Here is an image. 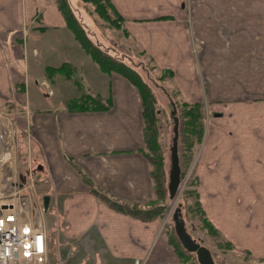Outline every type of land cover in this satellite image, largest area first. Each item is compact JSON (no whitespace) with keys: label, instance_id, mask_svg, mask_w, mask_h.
Returning <instances> with one entry per match:
<instances>
[{"label":"crops","instance_id":"0c3cea01","mask_svg":"<svg viewBox=\"0 0 264 264\" xmlns=\"http://www.w3.org/2000/svg\"><path fill=\"white\" fill-rule=\"evenodd\" d=\"M108 1L123 19V37L157 73L172 72L168 85L178 97L205 105V134L193 168L205 218L226 243L264 263V0H193L192 6L188 0ZM56 2L0 0V110L27 105L24 127L50 165L41 197H50L54 238L66 255L73 250L70 264H179L167 235L161 236L160 218L146 221L98 196L133 207L154 199L151 167L141 152L142 98L125 78L85 60ZM238 18L245 36L244 22L257 23L259 68L256 75L249 67L235 75L232 68L217 83L198 59L196 38L217 35L215 24L232 26ZM62 64L73 68L70 79L47 76V68ZM255 81L254 97L243 96L240 88ZM76 88L79 95L62 99L64 90ZM82 94L105 105L111 100V108L70 110V100ZM47 98L57 105L48 106Z\"/></svg>","mask_w":264,"mask_h":264},{"label":"rangeland","instance_id":"374dc122","mask_svg":"<svg viewBox=\"0 0 264 264\" xmlns=\"http://www.w3.org/2000/svg\"><path fill=\"white\" fill-rule=\"evenodd\" d=\"M69 2L71 3L74 12H79V15L83 16L84 22L82 23H85L83 27L85 26L88 35L102 48V51L111 52V49H117L119 56L129 60V64H131L133 68H135V66L138 67V69L135 68L139 72L138 74H141L143 80L149 84L151 90L155 94L154 123L155 126L157 125L159 131V144L163 150V159H165L166 186H168L167 183H169L171 148L174 138V120L172 119L174 107H172L171 100H173L177 106L176 116L180 123L178 149L180 155L181 184L179 192L174 200H171L168 196V187L167 195H165L166 198L162 201H158V197L155 196L154 192V201H157L158 204L155 205L153 209H157L160 212V221L162 224L160 232L162 233L161 236L167 235V238H171L175 243L174 245H177L178 250L184 252V255L181 258L177 257L175 254V256L179 258V264H198L197 257H195L196 255L194 257L190 256V259L186 257L189 256L188 253H186L182 245H180L181 243L177 240L178 237L175 233L174 221H172V219L179 205L182 206L181 213L183 215V220L186 222L187 232H189L196 241L198 240L199 243L206 246L209 251L212 252L216 264H264L254 260L249 254L246 255L245 252L238 251L234 247L229 246L220 235L218 236L211 233V231L208 230L210 226L208 228L206 227L208 226V221L205 219L202 211L200 212L197 207L198 202L196 194H198V186L193 175L194 157H196V154L193 152L195 146L193 149H190L188 145L190 143L193 145L194 142L198 140L199 135L191 134V125L188 123L190 118L185 114L188 112V109L184 106V104L193 105L194 103H187V101L181 100V97H178L176 90L168 85L170 83L169 79H166L163 85H161L162 83L160 82L156 85L151 81L152 77L157 80V82L162 81L160 79L162 73H157L158 71L152 67V63L148 61L149 59L145 56V53L143 54V52H141L139 47H136L129 38L127 39L123 37L121 31H116V29L109 26V24L99 16L98 12L101 13L104 9L102 1L70 0ZM192 5L193 0H191V6ZM104 11L106 13H112L108 9ZM239 19L240 18L232 22V26H230V22L227 23V26L224 24L225 22L222 26H217L215 24L213 33L215 34V32H219L217 35L196 38L195 50L198 54V59H200L205 66L208 65L207 68L210 71V75H214L218 81L217 83L221 82L222 79L227 78V75L230 76V69L232 68L237 70L235 75L239 74L241 69H247L246 67H249L251 74L254 73L256 75V71H258L257 56L259 50V38L257 37V23L250 21L244 22L246 24L248 23V34L250 35L245 36L241 29L242 23ZM207 23L210 24L212 22L207 21ZM230 28H232V30ZM220 29H225V32L219 31ZM85 60H89V63L93 67L97 65L88 55L85 57ZM199 63L201 62L199 61ZM145 66L151 71L149 74V77L151 78H148V70L143 69ZM47 76L53 77L54 75L51 74ZM256 82L257 81L254 83L250 82L248 86L245 85L244 88H240L241 91L244 92L243 96H248L249 98L254 97L251 94V90L256 91ZM167 86H169L170 90ZM41 88L43 92H46L43 90V86H40L38 89L39 92ZM74 89L75 87H73V90ZM248 91H250V93ZM167 92L171 93L177 100H174L171 97L172 95H168ZM79 94L80 92H78L76 88L74 93L70 90H64L61 97L62 99H65L66 97H70L71 99ZM45 102L48 106L57 105V102L53 99L50 100L47 98ZM17 105H19L20 108L19 106L16 107ZM17 105H9L3 111L0 110V154L2 155V148L5 147L7 151L10 150L13 154L10 161L0 165V187L5 185L10 186L12 183H20L21 185L25 184L22 188V190H24L23 194L26 195L27 191L32 190L30 192L32 195L36 197L35 192H37L39 197H41L42 193L48 188L44 186L48 182L45 172L46 167H50V165L45 166L46 159L45 157H42L43 153L42 155L40 154L42 150H40V143L36 140L35 134L28 130L27 124L26 127H24L27 118L23 116V114H25L23 112H25L24 108L27 107V105L24 107V103L22 102ZM25 131L27 132L26 134ZM190 156H193V161L188 164L187 159ZM41 180L43 181L42 183H40ZM12 193L13 192L9 191L7 192V195ZM48 214L50 221L48 226H51L50 228L54 231L56 219L51 215V211L47 212L46 215ZM210 233L214 236H211ZM54 246L50 261L52 264H55L58 252L61 253L62 258L66 257V248L58 238H56ZM172 250L173 253H176L173 245ZM78 264L80 263L78 262Z\"/></svg>","mask_w":264,"mask_h":264},{"label":"trees","instance_id":"16d2710c","mask_svg":"<svg viewBox=\"0 0 264 264\" xmlns=\"http://www.w3.org/2000/svg\"><path fill=\"white\" fill-rule=\"evenodd\" d=\"M56 1H57L56 3H58L60 10L62 11L66 19L67 27L73 32V34L75 35V38L78 39V42L80 43L83 51H85V53L88 56H90L91 59L94 61V63H96L99 66L101 72L105 73L106 75H111L113 73H115V75L116 74L121 75L139 90L141 98H142V108L143 109L141 111H143V119H144V122H143L144 123V134L143 135L145 137V146H144V149L141 150V152L144 154L146 160H148L150 167H151L150 172H151V177L153 179L155 196L158 197V201L164 200V198H166L165 195H167L168 186H166L165 184L166 183V173H165V165H164L165 159H163L164 158L163 150L161 149L160 144H159V135H158L159 131H158L157 125L155 126V123H154L155 122V115H154V109H155L154 96L155 94L151 90V87L149 86V84L143 80L141 74H138L139 72L136 70L138 69V67L135 66L136 69L133 68V66L129 64V60L123 58L122 56H119L117 49L115 50L111 49V52L102 51V48L98 44H96V42H94L93 39H91V37L88 35L85 29V26L83 27V25H85V23H82L84 22L83 16L79 15V12L77 13L74 12V10L71 7V3H69L70 0H56ZM100 1H102L103 6H104L103 11L108 9L112 13H106L105 11L104 12L101 11V13L98 12L99 16L105 22H107L109 26L116 29V31L122 30L121 24H123V19L117 13H115L116 11L113 9V7L111 6L108 0H100ZM125 36L127 37L126 33H125ZM143 69L148 70L146 66L145 68L143 67ZM72 70L73 68L69 64H62V66L59 68L49 67L46 69L47 75L61 74L64 77H67L68 79H70L71 76H73ZM150 72L151 71L149 70L147 72L148 78H151L149 77ZM161 73H162V76L160 79L162 81L157 82V80H155L152 77L151 81L154 84L158 85V83L160 82L162 83L161 85H163L166 79L173 78L172 72L163 71ZM167 93L168 95L171 94L169 92ZM171 97L174 100L176 99L175 97H173V95ZM106 104L107 105L100 103L99 100H96V98H94L91 95L82 94L80 98L70 100V102L68 103V107L70 110H74V111H92V112L97 111V110L106 111L111 108V105H112L111 100H109V102H107ZM171 104H172V107H173V104L175 105V107H177L173 100H171ZM184 106L186 109H188V112H186L185 114H187V116L190 118V120H188L189 121L188 123L191 125V134L199 135L198 140H196L193 145L191 143L188 145L190 149L191 148L193 149V147L195 146V150H193V152L197 154L200 148V145L203 141L204 134H205L204 133L205 127H206V120H205L206 112L204 108L205 105L202 103H195L193 105L184 104ZM178 144H179V140H178ZM178 154H179V149H178ZM179 158H180V155H179ZM187 160H188V164H190L191 161H193V156L188 157ZM98 196L100 197V199L108 202L110 205L115 207L117 210L119 211L122 210V212L131 214L139 218H143L146 221L154 220V219L159 220L160 218L159 210L153 209L154 206L158 204V202L154 201V199L145 207H140L139 205H134L133 207V206H125V205L119 204L113 200L107 199V197L105 196L103 197L102 195H98ZM168 196L170 198L169 191H168ZM196 199L198 202L197 207L199 208L200 212L202 211V214L205 217V212L203 208L201 207V203L199 201V195L197 194H196ZM181 212H182V209H181ZM205 219L208 221L207 222L208 226L206 227L208 228L210 226L208 230L211 231V233L219 236V232L216 231L214 226L209 222L207 218ZM213 234H211V236H214ZM177 240L179 241L178 238ZM169 241H170V245L174 246L177 257L181 258L184 255L183 254L184 252L178 250L177 245H174L175 243L171 238L169 239ZM229 246H231V244H229ZM186 253H188L189 255V256H186L188 259L191 258L190 256L192 257L195 256L194 253H189L187 251Z\"/></svg>","mask_w":264,"mask_h":264},{"label":"built area","instance_id":"2783aa9c","mask_svg":"<svg viewBox=\"0 0 264 264\" xmlns=\"http://www.w3.org/2000/svg\"><path fill=\"white\" fill-rule=\"evenodd\" d=\"M187 3H191L188 0ZM6 148V147H5ZM2 148L0 165L10 161L13 154ZM25 184L12 183L0 187V264H52L58 225L54 231L47 226L44 198L32 195L27 191L23 194ZM13 192L8 194L7 192ZM54 255V254H53ZM73 250L62 258L57 253L55 264H70ZM135 264H141L136 261Z\"/></svg>","mask_w":264,"mask_h":264},{"label":"water","instance_id":"95a60500","mask_svg":"<svg viewBox=\"0 0 264 264\" xmlns=\"http://www.w3.org/2000/svg\"><path fill=\"white\" fill-rule=\"evenodd\" d=\"M173 107L172 119L174 120V138L171 148V168L169 170V183H167L171 200H174V198L178 194L181 184V167L180 161L178 159L179 120L176 116L177 109L175 105H173ZM49 200V196H46L43 200L46 208H48L50 202ZM180 207L181 205L177 207L172 221H174L175 233L181 245L187 252L194 253L196 255L195 257H197L198 264H216L215 259L212 256V252L209 251L206 246L196 241V239H194L191 234L187 232L186 223L185 220H183V215L181 213Z\"/></svg>","mask_w":264,"mask_h":264},{"label":"flooded vegetation","instance_id":"af4514ba","mask_svg":"<svg viewBox=\"0 0 264 264\" xmlns=\"http://www.w3.org/2000/svg\"><path fill=\"white\" fill-rule=\"evenodd\" d=\"M198 241V240H197ZM199 242V241H198ZM201 244V243H200Z\"/></svg>","mask_w":264,"mask_h":264}]
</instances>
